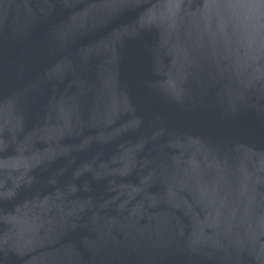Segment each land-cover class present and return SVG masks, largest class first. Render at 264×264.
I'll list each match as a JSON object with an SVG mask.
<instances>
[{
  "label": "water",
  "instance_id": "water-1",
  "mask_svg": "<svg viewBox=\"0 0 264 264\" xmlns=\"http://www.w3.org/2000/svg\"><path fill=\"white\" fill-rule=\"evenodd\" d=\"M0 264H264V0H0Z\"/></svg>",
  "mask_w": 264,
  "mask_h": 264
}]
</instances>
